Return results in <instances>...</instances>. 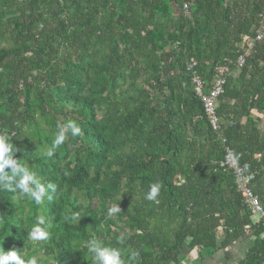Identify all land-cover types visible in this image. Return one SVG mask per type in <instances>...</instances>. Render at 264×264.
<instances>
[{
	"label": "trees",
	"instance_id": "obj_1",
	"mask_svg": "<svg viewBox=\"0 0 264 264\" xmlns=\"http://www.w3.org/2000/svg\"><path fill=\"white\" fill-rule=\"evenodd\" d=\"M191 60L206 89L224 77L217 132ZM263 115L264 0H0V130L21 149L14 158L56 186L42 205L0 191L3 249L38 264H93L87 244L97 239L123 264L191 254L213 264L219 253L220 264H264V226L220 166L226 144L254 174L264 209ZM69 121L82 134L45 157ZM39 215L52 221L45 242L27 236Z\"/></svg>",
	"mask_w": 264,
	"mask_h": 264
},
{
	"label": "clouds",
	"instance_id": "obj_2",
	"mask_svg": "<svg viewBox=\"0 0 264 264\" xmlns=\"http://www.w3.org/2000/svg\"><path fill=\"white\" fill-rule=\"evenodd\" d=\"M58 128L59 131L54 136L52 146L43 153L49 159L54 156L56 148L65 143L69 133L72 137L82 134L81 127L74 121L58 125ZM18 151H21V149L12 143L9 134L0 130V191L12 193L13 200L27 198L34 201L36 205H42L45 197L48 201H52L56 192V186L50 182H42L35 171H31L20 159L14 158V154ZM6 168L10 169V171H5ZM159 192V183L151 185L146 199L156 200ZM120 211L117 204L115 207L108 209V215L112 216ZM72 219L78 223L80 220L79 214L74 213ZM2 223L3 221L0 220V224ZM51 227V219H46L44 215H39L36 217V223L27 232V236L33 242L48 241L51 237ZM120 239L122 240L123 237ZM87 250L92 254L93 264H123L120 249L104 246L97 239H91L88 242ZM25 255L26 253L23 248L5 251L2 243H0V264H38L37 256L25 259ZM138 256L139 253L132 252L131 259L135 260Z\"/></svg>",
	"mask_w": 264,
	"mask_h": 264
},
{
	"label": "built area",
	"instance_id": "obj_3",
	"mask_svg": "<svg viewBox=\"0 0 264 264\" xmlns=\"http://www.w3.org/2000/svg\"><path fill=\"white\" fill-rule=\"evenodd\" d=\"M184 9H187V5H183ZM262 38V33H259L256 37L257 40ZM243 63V56L238 58V64ZM195 62L191 60L187 64V71L190 74V80L193 86V90L196 96L199 98L201 104L203 105V110L208 120L211 129L215 132L219 131L221 128V120L216 111V98L223 91L224 77L221 75H216L208 86L207 80L200 77V75L195 70ZM225 140L222 138V143ZM220 166L225 170H230L234 174V182L236 189L241 196L242 202L245 206L252 212L253 219L255 221H260L264 226V209L257 197L254 194L250 182L253 178V173L248 171L247 168L240 166L237 161L234 152L228 145H224V153L220 161Z\"/></svg>",
	"mask_w": 264,
	"mask_h": 264
},
{
	"label": "rangeland",
	"instance_id": "obj_4",
	"mask_svg": "<svg viewBox=\"0 0 264 264\" xmlns=\"http://www.w3.org/2000/svg\"><path fill=\"white\" fill-rule=\"evenodd\" d=\"M260 124L261 125H263L262 123H261V121L259 122V126H260ZM217 255V259H216V262L215 263H213V264H220L219 262H218V258L221 256V254L219 253V254H216ZM36 256V255H35ZM184 260L182 261V263L181 264H198L199 262H198V259L197 258H195V255H193V254H191V255H186L184 258H183Z\"/></svg>",
	"mask_w": 264,
	"mask_h": 264
},
{
	"label": "crops",
	"instance_id": "obj_5",
	"mask_svg": "<svg viewBox=\"0 0 264 264\" xmlns=\"http://www.w3.org/2000/svg\"><path fill=\"white\" fill-rule=\"evenodd\" d=\"M252 112H253V114H257L256 111H253V110H252ZM261 119H262V120H261V123H262L263 125L260 124V127L264 129V115L261 117ZM236 253H237V255H238V254H239V251L237 250ZM239 255H241V252H240Z\"/></svg>",
	"mask_w": 264,
	"mask_h": 264
}]
</instances>
